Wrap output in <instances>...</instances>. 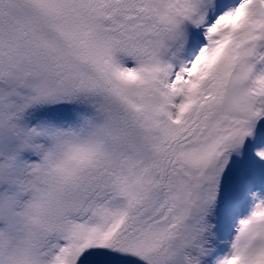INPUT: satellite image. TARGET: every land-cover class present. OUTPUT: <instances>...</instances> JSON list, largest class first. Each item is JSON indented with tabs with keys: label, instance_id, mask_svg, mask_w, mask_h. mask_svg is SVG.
<instances>
[{
	"label": "snow or ice",
	"instance_id": "1",
	"mask_svg": "<svg viewBox=\"0 0 264 264\" xmlns=\"http://www.w3.org/2000/svg\"><path fill=\"white\" fill-rule=\"evenodd\" d=\"M0 264H264V0H0Z\"/></svg>",
	"mask_w": 264,
	"mask_h": 264
}]
</instances>
